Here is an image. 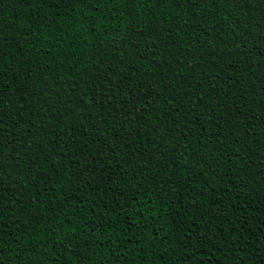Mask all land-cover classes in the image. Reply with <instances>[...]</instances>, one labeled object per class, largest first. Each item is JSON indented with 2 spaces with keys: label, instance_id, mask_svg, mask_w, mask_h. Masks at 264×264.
Here are the masks:
<instances>
[{
  "label": "trees",
  "instance_id": "trees-1",
  "mask_svg": "<svg viewBox=\"0 0 264 264\" xmlns=\"http://www.w3.org/2000/svg\"><path fill=\"white\" fill-rule=\"evenodd\" d=\"M0 264H264V0H0Z\"/></svg>",
  "mask_w": 264,
  "mask_h": 264
}]
</instances>
